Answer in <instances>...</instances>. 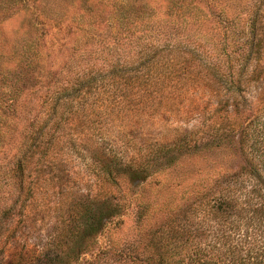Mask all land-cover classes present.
Masks as SVG:
<instances>
[{"label":"trees","instance_id":"obj_1","mask_svg":"<svg viewBox=\"0 0 264 264\" xmlns=\"http://www.w3.org/2000/svg\"><path fill=\"white\" fill-rule=\"evenodd\" d=\"M155 1L112 0L116 13L104 20L111 36L96 61L83 59L92 51L82 49L79 65L49 66L42 82L36 76L28 87L37 94L33 110L6 102L21 137L7 169L13 194L0 215L8 225L23 217L34 178L52 173L51 156L73 142L64 130L75 100L100 87L118 126L90 134L97 194L78 204L75 225L52 247L75 242L80 226L88 236L109 234L132 217L141 232L133 241L105 242L101 264H264V8L252 3L239 13L222 0H158L159 15ZM84 14L88 34L102 13ZM39 18V26L61 31L59 19ZM40 39L20 54L26 73L39 64V51L31 50ZM171 108L195 114L197 125L135 142L131 130ZM86 119L94 122L87 111L79 120ZM5 231L7 240L14 230ZM15 255L13 264H26Z\"/></svg>","mask_w":264,"mask_h":264},{"label":"rangeland","instance_id":"obj_2","mask_svg":"<svg viewBox=\"0 0 264 264\" xmlns=\"http://www.w3.org/2000/svg\"><path fill=\"white\" fill-rule=\"evenodd\" d=\"M137 1L139 0H136V6ZM155 2L157 3L153 4L154 12L160 15L163 13V8L158 0ZM224 2L232 4L231 9H239V13H244L255 3H261L264 8V0L219 1L220 4ZM111 3L112 0H26L27 5L23 6L21 0H0V210L13 194V190L7 186V169L13 161L21 137L20 128L14 129L11 126V119L3 109L6 102L7 105L18 106L19 109L27 112L33 110L36 107L37 94L28 87L36 76L40 77L39 81L42 82L47 80L46 70L49 66L56 69L64 63H70V67L79 65L82 60L78 57V52L82 49L85 54L89 49L92 51L86 57L84 55L83 59L96 61L99 52H94L105 47L106 41L111 36L104 22L106 17H113V13H116L114 8H110ZM85 8H94L102 13L101 20L96 27H89L88 34H86L88 19L86 20L87 16L84 14ZM135 11L139 12L136 7ZM260 15L264 17V12ZM42 16L59 19L61 31L55 34L54 32L59 30L39 26L37 21ZM80 22H85L83 32L78 26ZM34 31L38 32L34 38L41 39L31 51H39L40 61L33 70L26 73L24 63L19 57L34 39L30 38L34 36ZM25 33H29L30 37ZM63 37L65 40H62ZM93 54L96 59H91ZM6 66L10 70L7 79ZM101 91L102 88L93 87L87 91L85 97L81 95L75 100L64 130L65 139L73 136L70 145L75 149H71L68 144H65L63 149L58 148L51 156L52 165L55 166L52 168V173L34 178L33 195L25 204L23 217L18 214L13 218L12 224L8 225L6 217L0 215V264L15 263L18 257L12 255L19 252L26 257L20 258L21 262L26 260V264H101L100 260L105 259L103 255L105 242L122 244L133 241L141 232V228L133 225V218L129 217L127 223L108 231L111 236L108 233L88 236L80 226L78 233L81 237L79 236L75 242H68L66 248L52 247L57 237L65 236V232L75 225L74 209L78 208V204L86 197L97 194L99 172L91 158L96 156L88 140L92 139L90 134L95 135L98 129L113 131L118 126V123L112 119L116 108H112L111 105L104 108L105 103L108 102L103 101L106 100V96L105 92ZM135 93L138 94L139 91ZM28 96L32 97L29 102ZM78 100L81 101L79 106ZM127 108L125 106V109ZM86 111L93 123L87 122V119L85 122L79 120ZM152 114L155 118H151L143 129L131 130V136L136 143L170 137L174 135L171 130L191 129L198 122L195 114L178 113L175 108L169 111L160 109ZM1 131L4 132L3 136ZM147 191L145 190L144 193ZM7 227H11L14 233L11 238L5 240ZM69 247L73 248V252L68 251Z\"/></svg>","mask_w":264,"mask_h":264}]
</instances>
